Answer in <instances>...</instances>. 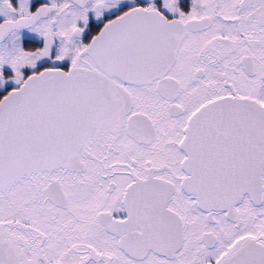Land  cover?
<instances>
[{"label":"snow or ice","instance_id":"obj_1","mask_svg":"<svg viewBox=\"0 0 264 264\" xmlns=\"http://www.w3.org/2000/svg\"><path fill=\"white\" fill-rule=\"evenodd\" d=\"M0 264H264V0H0Z\"/></svg>","mask_w":264,"mask_h":264}]
</instances>
